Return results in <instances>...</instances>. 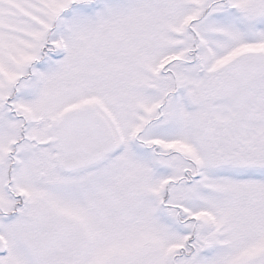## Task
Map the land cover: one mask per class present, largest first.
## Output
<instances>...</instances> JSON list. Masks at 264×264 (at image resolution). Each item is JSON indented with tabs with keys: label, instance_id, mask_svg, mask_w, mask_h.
Returning <instances> with one entry per match:
<instances>
[{
	"label": "snow or ice",
	"instance_id": "6c2138e0",
	"mask_svg": "<svg viewBox=\"0 0 264 264\" xmlns=\"http://www.w3.org/2000/svg\"><path fill=\"white\" fill-rule=\"evenodd\" d=\"M0 264H264V0H0Z\"/></svg>",
	"mask_w": 264,
	"mask_h": 264
}]
</instances>
